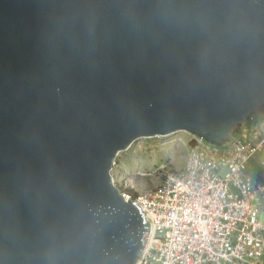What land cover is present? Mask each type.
Here are the masks:
<instances>
[{
  "label": "water",
  "instance_id": "water-1",
  "mask_svg": "<svg viewBox=\"0 0 264 264\" xmlns=\"http://www.w3.org/2000/svg\"><path fill=\"white\" fill-rule=\"evenodd\" d=\"M263 111L264 0H0V264H136L116 154Z\"/></svg>",
  "mask_w": 264,
  "mask_h": 264
},
{
  "label": "built area",
  "instance_id": "built-area-1",
  "mask_svg": "<svg viewBox=\"0 0 264 264\" xmlns=\"http://www.w3.org/2000/svg\"><path fill=\"white\" fill-rule=\"evenodd\" d=\"M256 141L199 138L152 189L113 183L149 225L136 264H264V184L246 175Z\"/></svg>",
  "mask_w": 264,
  "mask_h": 264
},
{
  "label": "rangeland",
  "instance_id": "rangeland-1",
  "mask_svg": "<svg viewBox=\"0 0 264 264\" xmlns=\"http://www.w3.org/2000/svg\"><path fill=\"white\" fill-rule=\"evenodd\" d=\"M237 136L256 141L258 148L250 159L246 175L252 182L264 184V111L248 117ZM197 143L199 138L185 131L140 137L116 154L110 174L118 185L133 184L141 192L150 190L166 171L182 168L188 147Z\"/></svg>",
  "mask_w": 264,
  "mask_h": 264
}]
</instances>
